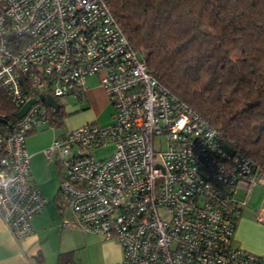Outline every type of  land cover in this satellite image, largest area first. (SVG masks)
I'll use <instances>...</instances> for the list:
<instances>
[{"label": "built area", "instance_id": "2783aa9c", "mask_svg": "<svg viewBox=\"0 0 264 264\" xmlns=\"http://www.w3.org/2000/svg\"><path fill=\"white\" fill-rule=\"evenodd\" d=\"M90 77L112 122L66 129L44 150L60 171L59 210L70 214L61 227L114 239L122 257L113 264H264L234 245L264 170L224 148L218 131L149 74L105 0H0V93L18 110L35 100L15 123L0 118V218L12 237H28L45 206L25 141L61 124L62 107L54 113L40 97L82 99ZM255 218L264 223V210Z\"/></svg>", "mask_w": 264, "mask_h": 264}, {"label": "trees", "instance_id": "16d2710c", "mask_svg": "<svg viewBox=\"0 0 264 264\" xmlns=\"http://www.w3.org/2000/svg\"><path fill=\"white\" fill-rule=\"evenodd\" d=\"M105 2L149 74L218 131L224 148L264 170V0ZM17 112L0 93L1 125ZM59 195L60 186L58 210Z\"/></svg>", "mask_w": 264, "mask_h": 264}, {"label": "crops", "instance_id": "0c3cea01", "mask_svg": "<svg viewBox=\"0 0 264 264\" xmlns=\"http://www.w3.org/2000/svg\"><path fill=\"white\" fill-rule=\"evenodd\" d=\"M86 86V92L81 101L83 103L86 102V105L90 104L95 115H98L104 109H109L112 116L113 109L108 103L106 92L99 85L97 77L86 79ZM86 109V107H82L81 110ZM44 131L45 127L37 128L27 135L25 141L26 150L31 156L30 178L39 188L41 194L43 191L45 192V186H41L43 182L37 178L34 165L36 164L37 168L38 162H41L45 156L44 150L50 145V141L44 139ZM60 180L59 176V186ZM241 196L242 194H240ZM54 197L51 201L52 203L48 204L45 202L47 206L33 217L31 221L32 233L21 240L16 241L12 237L10 231L0 218V264H59L58 255L62 251L61 245L54 246L51 244V240L55 235L61 236L62 234L63 236L64 234L67 237L73 233H77L75 231L78 230L63 229L61 227V221L69 218L70 214L69 212L58 210ZM261 209L264 210V185L254 187L249 193L247 206L242 210L237 222L234 245L246 252L264 257V223H258L255 218L256 212ZM109 243L112 244V242L107 241L104 247H108Z\"/></svg>", "mask_w": 264, "mask_h": 264}, {"label": "rangeland", "instance_id": "374dc122", "mask_svg": "<svg viewBox=\"0 0 264 264\" xmlns=\"http://www.w3.org/2000/svg\"><path fill=\"white\" fill-rule=\"evenodd\" d=\"M58 101L59 106L62 107L61 111L65 115L62 117L61 124H54L45 127L44 139L49 140L50 145L52 140L63 134L66 129L71 130L82 124L92 123L93 121L100 127L107 126L112 122L111 111L109 109H104L98 115H95L90 104L86 105V102L83 103V101L76 98L68 96L62 97ZM82 103L85 104V106H83ZM82 107H86L87 109L81 110ZM155 149H158V145L156 144ZM109 152H111V147L107 146L104 149L95 152V154L97 157H102ZM34 168L36 169L35 174L37 175V178L39 181L43 182L41 186H45V192L43 191L42 194L45 202L49 204L59 188L60 171L55 165L49 162L45 156L41 162H38L37 168L36 164L34 165ZM47 203H45L44 208L47 206ZM75 232L77 233H73L67 237L64 234L63 236L62 234L61 236L55 235L51 240V244L54 246L61 245V254H71L69 262L75 264H112L120 261L122 251L119 249V245H117L114 239L108 241L112 242V244L109 243L108 247H104L107 240L100 235L85 233L80 230Z\"/></svg>", "mask_w": 264, "mask_h": 264}, {"label": "water", "instance_id": "95a60500", "mask_svg": "<svg viewBox=\"0 0 264 264\" xmlns=\"http://www.w3.org/2000/svg\"><path fill=\"white\" fill-rule=\"evenodd\" d=\"M40 100L44 101L47 106H49L50 108H52L54 113H56L58 111L59 105H58L57 101L55 99H53L52 97H50V96H45V97L44 96H41L40 97ZM34 103H35V100H31L26 105H24L16 113V118L17 119H21L25 115V113L27 112V110L30 108V106L32 104H34Z\"/></svg>", "mask_w": 264, "mask_h": 264}]
</instances>
